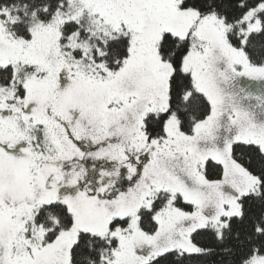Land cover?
I'll return each instance as SVG.
<instances>
[{
	"label": "snow or ice",
	"instance_id": "1",
	"mask_svg": "<svg viewBox=\"0 0 264 264\" xmlns=\"http://www.w3.org/2000/svg\"><path fill=\"white\" fill-rule=\"evenodd\" d=\"M0 264H264V0H0Z\"/></svg>",
	"mask_w": 264,
	"mask_h": 264
}]
</instances>
